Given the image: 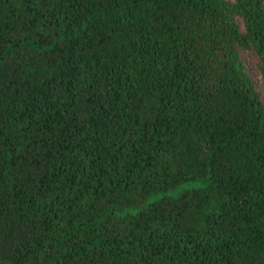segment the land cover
I'll return each instance as SVG.
<instances>
[{
  "label": "trees",
  "instance_id": "obj_1",
  "mask_svg": "<svg viewBox=\"0 0 264 264\" xmlns=\"http://www.w3.org/2000/svg\"><path fill=\"white\" fill-rule=\"evenodd\" d=\"M0 264H264V0H0Z\"/></svg>",
  "mask_w": 264,
  "mask_h": 264
},
{
  "label": "rangeland",
  "instance_id": "obj_2",
  "mask_svg": "<svg viewBox=\"0 0 264 264\" xmlns=\"http://www.w3.org/2000/svg\"><path fill=\"white\" fill-rule=\"evenodd\" d=\"M205 181L204 180H188V181H185V182H182L180 184H178L177 186H175L174 188H171L169 190L166 191V193H169V194H177L179 193L181 190H183L184 188H189V187H196V186H199V185H202L204 184ZM160 195V193H156V194H151L147 199H146V202L147 201H151L155 198H157V196ZM130 211H135L136 208H130L128 209Z\"/></svg>",
  "mask_w": 264,
  "mask_h": 264
}]
</instances>
